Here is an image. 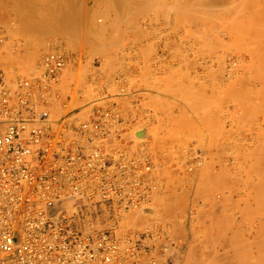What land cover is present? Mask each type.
<instances>
[{"label": "rangeland", "instance_id": "374dc122", "mask_svg": "<svg viewBox=\"0 0 264 264\" xmlns=\"http://www.w3.org/2000/svg\"><path fill=\"white\" fill-rule=\"evenodd\" d=\"M173 1L0 0V70L9 79L36 75L41 56L62 49L52 114L105 97L132 121V134L148 130L142 140L162 193L149 203L155 214L125 224L169 232L176 245L160 264H245L246 254L234 253L236 229L241 245L260 253L264 242V0ZM259 253L249 263L264 264Z\"/></svg>", "mask_w": 264, "mask_h": 264}, {"label": "built area", "instance_id": "2783aa9c", "mask_svg": "<svg viewBox=\"0 0 264 264\" xmlns=\"http://www.w3.org/2000/svg\"><path fill=\"white\" fill-rule=\"evenodd\" d=\"M65 62L53 46L36 75L0 70V264H160L169 232L125 224L162 193L154 156L105 97L51 113Z\"/></svg>", "mask_w": 264, "mask_h": 264}, {"label": "bare ground", "instance_id": "6f19581e", "mask_svg": "<svg viewBox=\"0 0 264 264\" xmlns=\"http://www.w3.org/2000/svg\"><path fill=\"white\" fill-rule=\"evenodd\" d=\"M64 1L66 2V0H64ZM68 1H70V0H67V4H68V6H69V2H68ZM91 1H92V0H91ZM117 1H118V0H117ZM119 1H120V0H119ZM124 1H125V0H124ZM133 1H134V0H133ZM172 1H173V0H172ZM177 1H179V0H177ZM181 1H182V0H181ZM181 1H180V3H181ZM192 1H194V0H192ZM192 1L190 0V3H192ZM113 2H114V1H113ZM139 2H140V1H139ZM173 2H176V1H173ZM187 2H188V1H187ZM187 2H185V3H187ZM72 3H73V2H72ZM134 3H135V2H134ZM136 3H137V2H136ZM182 3H183V1H182ZM185 3H184V4H185ZM190 3H189V4H190ZM233 3H234V2H233ZM241 3H242V2H241ZM67 4H66L65 6H67ZM73 4H74V3H73ZM120 4H121V2H120ZM170 4H171V3H170ZM173 4H174V3H173ZM177 4H178V3H177ZM177 4H175V6H176ZM74 5H75V4H74ZM77 5H78V4H77ZM187 5H188V4H186V7H187ZM240 5H242V4H240ZM240 5H239V6H240ZM68 6H67V7H68ZM71 6H72V5H71ZM122 6H123V5H122ZM167 6L169 7V5H167ZM173 6H174V5H173ZM173 6H171V9H172ZM188 6H189V7H192L193 4H192V6H190V5H188ZM164 7H166V5H165ZM164 7H163V8H164ZM193 7H194V6H193ZM213 7H214V5H213ZM240 7H241V6H240ZM243 7H244V6H243ZM68 8H69V7H68ZM76 8H77V7H76ZM161 8H162V7H161ZM166 8H167V7H166ZM183 8H185V7H183ZM125 9H126V8H125ZM164 9H165V8H164ZM190 9H191V8H190ZM195 9H196V7H195ZM247 9H248V8H247ZM75 10H76V9H75ZM81 10H83V9H81ZM126 10H127V9H126ZM187 10H188V9H187ZM187 10H185V12H186ZM73 11H74V9H73ZM121 11H122V9H121ZM121 11H120V12H121ZM163 11H167V10H163ZM178 11H179V10H176L175 13H176V12L179 13ZM182 11H183V13H184V10H183V9H182ZM190 11H191V10H190ZM200 11H202V10H200ZM236 11H237V10H236ZM243 11H244V9H243ZM74 12H77V11H74ZM74 12H73V13H74ZM125 12H126V11H125ZM134 12H136V11H134ZM155 12H156V11H155ZM161 12H162V11H161ZM180 12H181V11H180ZM193 12H195V11L193 10ZM219 12H220V11H219ZM241 12H242V11H241ZM249 12H250V11H249ZM70 13H72V11H71ZM70 13H69V14H70ZM173 13H174V12H173ZM181 13H182V12H181ZM83 14H84V13H83ZM126 14H128V12H127ZM163 14H164V13H163ZM241 14L243 15V13H241ZM71 15H72V14H71ZM73 15H74V14H73ZM122 15H123V13H122ZM175 15H176V14H175ZM185 15H186V14H185ZM188 15H189V13H188ZM188 15H187V16H188ZM192 15H193V14H192ZM219 15H220V14H219ZM233 15L236 16L235 12H234ZM242 15H241V16H242ZM249 15H250V13H249ZM65 16H66V15H65ZM68 16H69V15H68ZM74 16H75V15H74ZM74 16H72V19H73ZM123 16H124V15H123ZM133 16H134V14H133ZM155 16H156V15H155ZM162 16H163V15H162ZM162 16H161V17H162ZM176 16H178V14H177ZM179 16H180V15H179ZM237 16H238V14H237ZM82 17H83V16H82ZM82 17H81V18H82ZM129 17H130V16H129ZM151 17H152V16H151ZM164 17H165V16H164ZM172 17H173V15H172ZM180 17H181V16H180ZM180 17H178V18H180ZM194 17H195V15H194L193 17H191V15H190V16H189V18H190L189 21L191 20V18L193 19ZM211 17H212V16H211ZM239 17H240V16H239ZM239 17H238V18H239ZM61 18H64L63 15H62ZM74 18H75V17H74ZM125 18H126V16H125ZM127 18H128V17H127ZM130 18H131V17H130ZM134 18H135V17H134ZM137 18H138V17H137ZM148 18H149V17H148ZM152 18H153V17H152ZM157 18H158V17H157ZM162 18H163V17H162ZM196 18H197V17H196ZM196 18L193 19V20L196 21V20H197ZM236 18H237V17H236ZM64 19L67 20V21H70V20H71V19L69 20V18H67V16H66ZM64 19H63V20H64ZM135 19H136V18H135ZM135 19H134V20H135ZM213 19H214V18H213ZM225 19H226V18H225ZM244 19H246V17H245ZM65 20H64V21H65ZM82 20H83V19H82ZM123 20H124V19H123ZM125 20H126V19H125ZM163 20H164V19H163ZM163 20H162V22H163ZM166 20H167V18H166ZM176 20H177V19H176ZM179 20H181V18H180ZM193 20H192V22L195 24V22H194ZM205 20H206V19H205ZM218 20H219V18H218ZM67 21H66V22H67ZM73 21H74V19H73ZM73 21L71 20V22H73ZM83 21H84V20H83ZM206 21H208V20H206ZM206 21H205V22H206ZM220 21H221V20H220ZM220 21H219V22H220ZM222 21H224V20H222ZM71 22H70V23H71ZM150 22H151V21H150ZM155 22H157V21H155ZM162 22H161V23H162ZM190 22H191V21H190ZM192 22H191V23H192ZM196 22H197V21H196ZM198 22H199V28H200V27L203 28L202 25L200 26V23H202V24L204 23V28H205V22H200V21H198ZM227 22H228V21H227ZM67 23H68V22H67ZM81 23L83 24L82 21H81ZM165 23H167V22H165ZM184 23H185V22H184ZM184 23H183V24H184ZM187 23H188V19H187ZM210 23H211V22H210ZM244 23H245V22H244ZM244 23H243V24H244ZM84 24H85V23H84ZM148 24H149V23H148ZM157 24H158V23H157ZM181 24H182V22H181ZM206 24L208 25V23H206ZM211 24H214V23H211ZM215 24H217V23H215ZM215 24H214V25H215ZM218 24H219V23H218ZM228 24H229V22H228ZM256 24H257V23H256ZM79 25H80V23H79ZM173 25H174V24H172V26H173ZM178 25H179V24H178ZM188 25H189V23H188ZM188 25H187V26H188ZM197 25H198V24L196 23V26H197ZM207 25H206V27H207V31H208V30H209L208 26H209L210 24H209L208 26H207ZM214 25H213V26H214ZM226 25H227V24H226ZM233 25H234V24H233ZM158 26H160V25H158ZM161 26H163V25H161ZM161 26H160V27H161ZM193 26H194V25H193ZM193 26H191L192 29H193ZM196 26H195V27H196ZM220 26H221V25H220ZM223 26H224V25H223ZM77 27H78V25H77ZM152 27H153V26H152ZM191 27L188 26L187 29L189 30V28H190V30H191ZM197 27H198V26H197ZM209 27H210V26H209ZM221 27H222V26H221ZM221 27H220V28H221ZM225 27L227 28V27H231V26H225ZM247 27H248V26H247ZM70 28H72V27L70 26ZM79 28H80V27H79ZM81 28H82V25H81ZM146 28H147V27H146ZM156 28H157V27H156ZM174 28H176V27H174ZM178 28H179V27H178ZM216 28H217V27H216ZM216 28H215V29H216ZM243 28H244V27H243ZM153 29H154V28H153ZM160 29H161V28H160ZM197 29H198V28H197ZM210 29H211V28H210ZM212 29H214V28H212ZM212 29H211V30H212ZM247 29H249V28H247ZM146 30H147V29H146ZM156 30H157V29H156ZM188 30H187V31H188ZM194 30L196 31V28H195ZM194 30H193V31H194ZM211 30H210V31H211ZM222 30H223V29H222ZM79 31H80V30H79ZM151 31H152V30H151ZM193 31H192V32H193ZM195 31H194V32H195ZM199 31H202V30L199 29ZM203 31L206 32V28H205V30H203ZM227 31H228V30H227ZM229 31H230V28H229ZM247 31H248V30H247ZM160 32H161V31H160ZM166 32H167V30H166ZM173 32H175V31L173 30ZM178 32H180V31H178ZM178 32H177V33H178ZM189 32H190V31H189ZM189 32H188V34H189ZM192 32H190V35L192 34ZM205 32H201V33H205ZM211 32H212V31H211ZM214 32H215V30H214ZM216 32H217V29H216ZM216 32H215V34H216ZM222 32L224 33V31H222ZM148 33H149V31H148L146 34H148ZM201 33L198 34L200 39H201V37L204 35V34H203V35H201V37H200V34H201ZM212 33H213V32H212ZM247 33H248V32H247ZM165 34H166V33H165ZM167 34H168V33H167ZM186 34H187V33H186ZM205 34L207 35L208 33H205ZM219 34H220V33H219ZM255 34H256V33H255ZM255 34H253V35H255ZM148 35H149V34H148ZM181 35H182V34H181ZM206 35H205V36H206ZM208 35H209V34H208ZM216 35H218V32H217ZM216 35H213V36H216ZM182 36H183V35H182ZM194 36H195V35H194ZM187 37H188V36H187ZM187 37H186V38H187ZM190 37H191V36H190ZM206 37H207V36H206ZM210 37H212V36H210ZM218 37H219V35H218ZM172 38H173V37H172ZM214 38H215V37H214ZM168 39H169V38H168ZM171 40H172V39H171ZM186 40H187V39H186ZM186 40H185V41H186ZM190 40H191V39H190ZM195 40H196V39H195ZM208 40L211 41L212 39H208ZM220 40H221V39H220ZM220 40H219V41H220ZM222 40H223V39H222ZM200 41L203 42L202 39H201ZM164 42H165V41H164ZM169 42H170V40L168 41V43H169ZM176 42H177V41H176ZM204 42H205V41H204ZM223 42H225V41H222V43H223ZM166 43H167V42H165V43H163V44H166ZM177 43H178V42H177ZM195 43H198V41L195 42ZM195 43H194V45H195ZM225 43H227V42H225ZM225 43H223V44H225ZM231 43H233V42H231ZM236 43H237V42H236ZM169 44H170V43H169ZM179 44H180V43H179ZM200 44H201V43H200ZM205 44H206V43H205ZM205 44H204V45H205ZM210 44H211V46H212L213 43H210ZM158 45H159V44H158ZM167 45H168V44H167ZM181 45H182V44H181ZM201 45H202V44H201ZM236 45H237V44H236ZM173 46H174V45H173ZM173 46H172V47H173ZM178 46H179V45H178ZM182 46H183V45H182ZM192 46H193V45H192ZM154 47H155V46H154ZM187 47H188V46H187ZM195 47H196V46H195ZM198 47H199V46H198ZM205 47H206V46H205ZM208 47H209V46H208ZM212 47H213V46H212ZM237 47H238V46H237ZM156 48H157V47H156ZM163 48H164V47H163ZM163 48H162V49H163ZM201 48H202V47H201ZM206 48H207V47H206ZM218 48H219V47H218ZM196 49H197V48H196ZM212 49H214V47H213ZM212 49H210V50H212ZM207 50H208V49H207ZM263 52H264V51H263ZM202 56H203V55H202ZM187 58H188V57H187ZM205 58H207V57H205ZM188 59H189V58H188ZM191 60H192V59H191ZM193 61H194V59H193ZM191 63H193V62H191ZM193 64H195V61H194ZM193 64H192V66H193ZM185 65H186V64H185ZM187 66L190 67V64L187 65ZM192 66H191V67H192ZM189 67H188V68H189ZM191 67H190V68H191ZM65 105H66V104H65ZM87 106H88V105H87ZM62 110H63V109H62ZM58 111H59V110H58ZM59 114H60V113H59ZM59 114L56 113V114H54V115H59ZM137 128H138V127H137ZM135 129H136V128H135ZM134 132H135V134H132V135H133V139L136 138V137H138V138L136 139V141H135V139H134L135 142H138V139H139V138H140V140H142V139L145 140L146 138H148V135H149L148 130L145 129V128H138V129L134 130ZM134 135H135V137H134ZM142 141H143V140H142ZM140 142H141V141H140ZM249 155H251V154H249ZM250 157H251V156H250ZM193 161H194V160H193ZM227 161H228V160H227ZM196 167H198V166H196ZM151 205H152V204H151ZM151 205L148 203V205L146 204V205L143 207V212H144L143 214H144V215L146 214V215H151V216H152V214H155V213H154L155 206H151ZM218 206H219V205H218ZM155 211H156V210H155ZM129 219H130V218H129ZM129 219H128V220H129ZM129 222H130V221H129ZM126 224H127V222H126ZM129 225H130V224H129ZM238 230H239V228L236 229V232H235V239H234V241H233V245L235 246V247L233 246V247H234V253H235V255H237V254H239V253H241V252L243 251L244 254H246V256H247L246 258H247V260H248V261L245 260L244 263H245V264H251V263H249V258L251 259L252 257H254L255 254H256V252H257V254H258V253H259V251H258L259 249L256 250V251H254V250H252V248H251L250 246L248 247L247 245H241V244H240L241 241H240L239 239L242 240V235H243V234H241ZM252 236H253V235H252ZM250 238H251V237H250ZM243 248H244V249H243ZM260 251H261V252L259 253V255H258L257 257H259L261 260H264V242H261ZM220 252H221V251H220ZM215 254H216V253H215ZM236 262H237V261H236ZM236 262H235V263H236ZM237 263H239V262H237ZM252 264H254V262H253Z\"/></svg>", "mask_w": 264, "mask_h": 264}]
</instances>
